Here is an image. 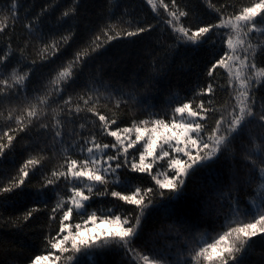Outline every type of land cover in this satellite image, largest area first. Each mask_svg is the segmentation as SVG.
<instances>
[{"label":"snow or ice","instance_id":"6c2138e0","mask_svg":"<svg viewBox=\"0 0 264 264\" xmlns=\"http://www.w3.org/2000/svg\"><path fill=\"white\" fill-rule=\"evenodd\" d=\"M146 2L172 43L150 48L148 70L127 77L108 74L106 66L121 56L106 60L104 53L113 42L151 35L157 27L151 21L126 20L128 9L110 0H102L95 21L81 16L79 0L54 20L48 8L29 17L20 15L21 0L0 2V37L7 38L0 47V106H9L0 160L28 139L23 163L0 175V206L21 195L37 205L0 219L23 231L43 211L48 224L43 252L21 264H79L80 254L91 260L106 250L122 253L117 264H247L257 240L264 245V0L239 9L208 0L216 22L178 0ZM17 24L25 37L13 47ZM78 33L81 43L65 63ZM217 41L204 87L183 101L152 103L177 51ZM44 68L47 77L33 80ZM220 70L228 100L217 107L213 78ZM58 144L62 162L46 168L45 153ZM213 169V179L189 192L190 180ZM94 197L111 199L92 210Z\"/></svg>","mask_w":264,"mask_h":264},{"label":"trees","instance_id":"16d2710c","mask_svg":"<svg viewBox=\"0 0 264 264\" xmlns=\"http://www.w3.org/2000/svg\"><path fill=\"white\" fill-rule=\"evenodd\" d=\"M2 2V0H0ZM70 0H21V12L20 15L24 16L27 14L29 17L40 13L42 8H48L47 17L50 20H54L64 11ZM81 4V16L87 17L89 20L95 21L96 16L94 15L102 5V0H79ZM168 2V0H165ZM181 5L187 4L188 7L196 12L201 19H206L208 21L216 22L214 13L211 9L207 7L208 0H178ZM219 6L220 3H228L234 5L237 9L250 3V0H212ZM111 4H121L120 11L122 12L124 8L128 9V15L125 17L126 20H131L135 22L139 20L151 21L156 25V31L151 35H145L142 39L137 40L132 43L131 40H124L122 42H113V45L107 52L104 53V59H112L117 53L121 56V62H116L115 59L112 60L110 65H107V71L109 75L116 77H127L132 72H140L143 67L147 71V65L149 59L147 58V53L150 48H155L158 52L160 51L162 45L171 44V39L168 38L167 32L164 29L161 20L153 19L155 15L151 11V7L147 5L146 0H110ZM95 5V7H93ZM229 12L232 11L231 8L228 9ZM73 24L76 21H72ZM53 27L52 24L48 25ZM264 27V25H262ZM83 30L81 26L80 31ZM25 32L20 24H17L15 31V39L13 41V47L16 44H22L24 42ZM58 38V37H57ZM6 37H0V47H3L6 42ZM79 33L76 37V41L68 49V53L65 56L63 62H67L71 58V53L74 52L80 45ZM220 47L219 41L215 46L204 45L200 49L196 50H179L176 55L172 58L169 67L165 70V75L161 80L160 88L161 93L156 95V99L152 103L157 106L160 105L163 99L168 96H178L181 101L185 100L186 97L193 95L194 91L199 90L205 86L208 82L207 74L205 71V64L207 61L213 58V53L218 51ZM39 62V61H38ZM61 61H57V65ZM54 65L53 67H55ZM93 67L95 64L93 63ZM41 76L47 77V68L38 69L33 80L39 79ZM45 87H50L48 85L47 79L42 81ZM213 83L216 86L215 102L216 106L220 107L224 101L228 100V93L225 91L227 87V76L223 70L218 71L213 78ZM36 87L35 84L29 86V92L32 95V89ZM80 90L77 89V92ZM260 95V93H257ZM66 98V97H65ZM75 99V96H74ZM105 101L101 100V106ZM7 105L0 106V130H6L5 125L7 123L8 116ZM56 107V105H53ZM49 115L51 116V111L49 110ZM146 118V117H140ZM130 120H126L121 124V127L128 126ZM19 139V137H18ZM104 142L111 140L112 138H103ZM56 151L52 153H45L49 157L45 162L46 168H52L58 166L62 162L61 152L63 147L61 145H56ZM35 155V153H32ZM28 155V139H21L19 143L16 144L15 151L11 153L7 159L0 160V175L5 172L14 173L17 166L23 163ZM217 175V171L213 169L210 172L203 173L193 180L189 181V192L194 187H198L201 183H208ZM38 176L34 178L33 183L36 182ZM147 183V181H145ZM95 191V189H94ZM67 192L63 186H61V194ZM55 199V197L53 198ZM97 203H93L92 210L100 207H105V203L100 201H109L111 198H100L94 197ZM183 203V202H181ZM25 206L28 208L36 207L32 203L31 197L29 195H21L12 197L8 202L7 206H0V217L4 219L9 216L20 215L24 210ZM42 207V206H40ZM157 219L154 214L149 217L146 227L150 228L153 221ZM75 223H79L80 220L74 219ZM53 227L55 225L53 224ZM48 231L47 216L45 212H40L36 214V219L32 223L23 229V231H17L11 226L4 227L3 219H0V264H21L25 258L32 256L33 254H40L43 252V244L41 243V234ZM201 231H204L201 229ZM211 231L210 229L208 230ZM164 241H159V246H163ZM264 245H262L259 240L253 246V250L246 257L247 264H264ZM122 253L118 251L106 250L104 252H96L92 254V259L89 260L88 256L80 254L78 256L79 264H117L121 260Z\"/></svg>","mask_w":264,"mask_h":264}]
</instances>
